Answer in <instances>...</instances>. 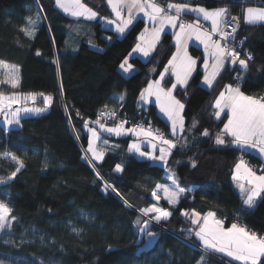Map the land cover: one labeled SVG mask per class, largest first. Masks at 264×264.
Listing matches in <instances>:
<instances>
[{
	"label": "trees",
	"instance_id": "trees-1",
	"mask_svg": "<svg viewBox=\"0 0 264 264\" xmlns=\"http://www.w3.org/2000/svg\"><path fill=\"white\" fill-rule=\"evenodd\" d=\"M82 2L102 18L111 16L104 0ZM157 2L164 7L171 2L226 8L227 19L233 15L239 19L238 38L244 39L242 49L253 58L246 72L238 63L229 62L206 89L200 85L201 50L189 48L198 60L196 68L187 85L174 92L184 104L185 131L174 137L175 147L164 167L138 161L128 152L125 137L102 136L110 148L98 163L83 157L85 121H96L103 109L121 107V114L128 118L141 111L136 107L138 96L165 68L174 50L171 35L162 36L147 60L130 58L135 71L125 76L119 67L136 45L145 25L142 20L117 38L98 23L83 32L78 28L80 22L63 15L54 0H0V61L19 68V87L0 85V91L6 95L34 93L39 106L42 97L53 98L44 114L20 117L16 128L6 129L0 122V153H14L24 162L9 180L17 165L10 157H0V177L5 178L0 183V202L11 207L16 217L11 233L38 240L12 249L0 243V257L23 258L31 264H197L201 246L189 231L197 226L182 214L193 210L201 216L213 211L224 227L237 223L264 235V194L248 208L232 179L241 157L261 167L259 172L264 170L262 162L231 144L215 143L227 115L216 120L213 108L226 85L239 83L249 96L264 93V23L245 24L242 20L246 8H264V0ZM29 17L36 20L31 37L20 30ZM194 18L182 14L190 22ZM238 75L242 77L239 81ZM171 82L167 76L162 86L169 87ZM118 95L123 99L118 100ZM147 113L154 126L172 138L152 106ZM205 129L207 137L202 135ZM117 164L122 171L115 170ZM172 173L177 185L186 190L175 205L163 199V192L158 193L159 201L152 196L157 184L173 186L168 178ZM152 205L171 215L159 223L153 218L155 213L142 215L140 210ZM212 255H205V264H233Z\"/></svg>",
	"mask_w": 264,
	"mask_h": 264
},
{
	"label": "snow or ice",
	"instance_id": "snow-or-ice-1",
	"mask_svg": "<svg viewBox=\"0 0 264 264\" xmlns=\"http://www.w3.org/2000/svg\"><path fill=\"white\" fill-rule=\"evenodd\" d=\"M108 5L111 8L115 19L107 20L108 24H115L116 31L124 33L125 30L132 24L134 19V11L136 13H143L144 17L148 21L152 22L154 27L149 33V30L145 28L144 32L140 34L139 39L143 43H138L133 51H138L144 56H148L151 51L154 50L156 43L160 38V32L163 31L165 26H171L173 29L179 27V32L176 35L177 52L169 60L168 65L164 71L160 73V79L151 81L148 87L141 93V99L147 100L148 97L155 96L156 102L160 108V111L167 116L171 121L172 135L175 136L178 133L182 134L184 129V121L181 115L184 104L180 100L176 99L173 95V91L177 88V85L184 87L188 83V79L192 72L195 70L196 60L187 55L186 44L187 40L192 39L193 36L201 44L204 45V79L203 83L209 88L213 86V82L219 75L220 70L224 67L226 61H230L233 65L239 64L240 68L245 72L248 70V61L253 58L249 54L246 58L242 59L241 54L234 48L228 47L227 43H221V41H227L229 33L225 31L228 26V12L226 8H216L209 11L203 7H190L186 3H168L166 7L161 6L157 0H107ZM56 6L63 12L73 17H84L85 19H94L97 13L91 8L87 7L82 0H55ZM125 9L126 17H125ZM174 10V14L172 11ZM185 12L196 13L199 16H203L204 20L211 21V31H202L199 23H185L182 19V14ZM38 18V17H37ZM233 22H237V17H231ZM246 23L254 24L257 22H264V8L249 7L246 9V15L244 17ZM36 20L31 17L27 20V26L22 27L20 30L25 35L31 37L34 35L33 25ZM236 29L233 28L232 32L235 33ZM146 34H148L146 38ZM213 35H218L219 39H213ZM39 55V53H37ZM209 59L212 63L209 65ZM120 68L124 73H129L133 65L128 63L125 59ZM169 68L172 69L171 75L175 77V83H172L170 87L162 86L164 76L168 73ZM0 74L3 78L0 79V85H8L11 89L19 87V68L15 65H8L3 61H0ZM241 76H237V80H241ZM44 96L43 93H40ZM51 96H44V107H18L13 108V105L24 102L32 101L33 104L36 101V94L28 93L21 95L13 92L10 95H6L3 91H0V113L7 111L10 114L11 119L5 116V124H19V114L35 113L40 114L47 110L52 103ZM123 99V96L120 97ZM213 108L216 109L214 115L217 119L220 118L221 113L227 110V122L224 124L223 129L217 133L215 137V143L217 145H225L226 143L234 145L239 149H251L255 150L261 156H264V96H249L245 95L240 90V84L237 83L235 87L232 85H226L225 90L221 91L216 98ZM105 114L100 113V117ZM111 117L115 116V113L110 114ZM88 121H85V128L91 133L89 139L88 148L86 150L84 159H89L87 153L92 154V160H102L103 151H98L95 147V141L98 139V133L95 129L88 128ZM94 123L98 124L101 129L115 133L116 135L126 134L131 132L137 136H144L149 138V143L158 141L161 145H167L168 149L164 147L160 148L159 157L152 155L151 153H144L140 151L138 144L130 145V150L139 152L141 156L148 155L149 159H159L164 165L167 164V156L170 154V149L175 147V143L172 140L165 139L164 135L159 130H153L151 127L144 128L142 125H138L131 129H125L124 124L127 121H121L114 127H105L100 123V118ZM196 127L194 122L192 128ZM191 129H189L190 131ZM203 136H209V132L205 129L202 133ZM225 137H230V141ZM152 147L155 149L156 144L152 143ZM0 157H10L17 165L15 170L7 177V179H13L16 174L24 167V162L14 153L4 152L0 153ZM195 167V164H193ZM117 172L122 171L121 165L117 164ZM172 180V187L165 184H157L152 191V196L159 201V192H163V199L170 205H175L179 201V197L186 191L177 185L175 179V173H172L169 177ZM233 181L237 182V187L240 190L243 204L248 208L254 206L256 198L261 197L264 194V174H257L256 171L250 167L247 162L241 157L234 166ZM243 181V183H241ZM5 178L0 177V183H4ZM110 187V185H105ZM115 191V189H113ZM119 194V193H117ZM127 203V202H125ZM142 215L148 216L155 213L154 219L157 223L161 220H167L171 215V212L160 208L158 205H152L151 207L140 210ZM13 209L7 204L0 202V231L6 227L10 228L12 221L16 219L12 215ZM185 217L191 220V224L197 226L195 230L189 231L200 242L202 248V255L197 264H205L206 254H222L225 257L230 258L231 261L238 262V264H264V235H258L254 231H250L245 226H240L237 223H233L230 228H225L223 221L215 218L213 211H208L206 215L201 216L198 212L193 210L191 213L185 211L182 213ZM202 221V222H201ZM137 224L140 223L138 219ZM143 231V229H142ZM151 235V233H149ZM190 238V237H189ZM2 264V262H0Z\"/></svg>",
	"mask_w": 264,
	"mask_h": 264
},
{
	"label": "crops",
	"instance_id": "crops-1",
	"mask_svg": "<svg viewBox=\"0 0 264 264\" xmlns=\"http://www.w3.org/2000/svg\"><path fill=\"white\" fill-rule=\"evenodd\" d=\"M89 1H90L91 3H95V2H96V0H89ZM54 2H55V0H54ZM104 3H105V5H106L108 11L110 12L111 16L108 17V18H102V17L99 16V14H97V16H96L94 19H91V20H89V19H85L84 17H79V18H77V17H73V16L68 15L67 13L63 12L61 9H59V8L56 6V4H55V6H56V8H57V9H58L63 15L67 16L68 18H70V19H72V20H75V21H77V22H80V25L78 26V28L80 27V29H81L83 32H85V31H89V28L91 27V25H93L94 23H98V24L101 26V28H103L104 30H106V31H108V32H111V33H112L115 37H117V38L122 37V36H123L128 30H129V28L131 27V25H132L134 22H136L137 20H142V21L144 22L145 25H144V28L141 30V32H140V33L138 34V36H137V42H136V45H137L138 43H143V42L139 39L140 34H141L142 32H144L145 28H147V29L149 30V33H150V32L152 31V28L154 27V25L152 24V22L148 21L147 18L144 17L143 13H136V12L134 11V13H133V15H134V19H133V21H132V24L129 25V27L125 30L124 33H119V32L116 31V25H115V24H108V23H107V20H109V19H113V20H114V19H115V16H114V14L112 13L111 8H110V6H109L108 3H107V0H104ZM85 5H86V4H85ZM86 6H87V5H86ZM189 6H190V7H193V8H196V7H203V6H200V5H194V6L189 5ZM87 7H89V6H87ZM89 8H90V7H89ZM203 8H204V7H203ZM253 8H260V7H253ZM214 9H216V8H214ZM246 9H247V8H246ZM246 9H245L244 12H243L242 20H243V23H245V24H249V23H246L245 20H244V17H245V15H246ZM92 10H93V9H92ZM208 10L211 11V10H213V9H208ZM93 11H94V10H93ZM126 12H127V10L125 9V13H124V14H125V17H126ZM185 13H186V14L193 15V17H195L193 21L198 20L200 23H203V24L205 25V28H206L209 32L211 31V27H212V25H211V21L204 20L203 16H199V15L196 14V13H192V12H185ZM185 13H184V14H185ZM172 14H174V10L172 11ZM258 23H264V22H257V23H254V24H258ZM202 31H203V30H202ZM177 32H179V27L173 29L171 26H165V28L163 29V31L160 32V38H159L158 42H157L156 45H155V47L158 45L159 41L161 40V38H162V36H163L164 34L168 33V34L171 35V43H172V45H173V47H174V50H173L171 56L169 57L166 66L168 65V62H169V60L172 58V56H173L174 54H176V52H177L176 35H175V33H177ZM147 36H148V34H146V38H147ZM136 45H135V47H136ZM191 46L197 47V48H199V49L201 50V53H202V63H201V67H200V68H201V70H202V77H201V80H200V85H201L203 88L209 89V87H208L206 84L203 83V79H204V67H203V63H204V55H205V53H204V45L201 44L198 40H196L194 36H193L192 39L187 40V44H186L187 55L190 56L192 59L196 60V65H197V61H198V60H197L196 58H194V57L189 53V48H190ZM135 47H134V48H135ZM151 53H152V51L150 52V54H151ZM150 54H149L148 56H144L142 53H140V52H138V51H132L131 54H130V56L127 58V60H128V63H129V59H130V58H139V59H141L142 61H145V60H147V59L149 58ZM211 63H212V61H211V59H209V65H211ZM228 63H229V61H226L225 65H227ZM196 65H195V68H196ZM225 65H224V66H225ZM166 66H165V67H166ZM164 69H165V68H164ZM164 69H163L161 72H163ZM222 69H223V68H222ZM222 69H221V70H222ZM119 70H120V72H121L123 75L127 76V75L132 74V73L135 71V68H132V70H131L128 74L124 73L123 70H122L120 67H119ZM221 70H220V71H221ZM149 71H150L151 74H154V73H155V69H154V68L149 69ZM161 72H160V73H161ZM171 72H172V69L169 68V71H168V73L165 74L164 79H165L167 76H170L171 79H172V82H171V84H172V83H175V77L171 75ZM193 72H194V71H193ZM193 72H192V74H193ZM219 73H220V72H219ZM192 74H191V76H192ZM191 76L189 77V79L191 78ZM216 78H217V77H216ZM159 79H160V74H159L156 78H152V79H150L149 82H151V81H155V80H159ZM189 79H188V81H189ZM149 82L146 84V86H145V87L143 88V90L140 92V94H139V96H138V99H137L136 107H137L139 110H141V111L148 112L149 109H150V107L152 106V107L154 108V110H155V113H156L157 117H158L160 120H162V122L165 123V124L168 126V135L171 136L173 139H172V138H169V137H167V136H164V138H165V139H169V140L174 141V140H175L174 137H176L177 135H180V134L178 133V134L175 135V136L172 135V125H171V121L168 120L167 116H165V114L162 113V112L160 111V108H159V106H158V104H157V102H156V98H155V96L148 97L146 101L141 99V93L144 92V90L148 87ZM162 82H163V81H162ZM162 82H161V83H162ZM170 86H171V85H170ZM170 86H169V87H170ZM233 87H235V86H233ZM177 88H183V87L177 85ZM177 88H176V89H177ZM176 89H175V90H176ZM175 90L173 91V95H174ZM224 90H225V89H224ZM224 90H223V91H224ZM121 96H122V95H118L116 98H117L118 100H121V99H120ZM218 96H219V95H218ZM215 111H216V109H215ZM226 113H227V110H225L224 113H221L220 118H221L223 115H225ZM181 115H182V117H183V111H182ZM214 118H215L216 120H219V119H220V118L217 119L215 115H214ZM226 122H227V117H226V119H225V121H224V124H225ZM224 124H223V126H224ZM223 126H222V129H223ZM126 128H128V127H126ZM102 136L112 137V138H122V137H125V138H128V144H129V145H130L131 143H132V144H134V143H135V144H138V145L140 146V151H141V152H144V153H151L152 155L157 156V157H159V155H160V148L162 147V145H161L158 141H157V142H155V141L152 142V143H155V144H156V147H155V149H154V148L152 147V143H149V142H148V141H149V138L144 137V136H137V135L132 134L131 132H128V133H126V136H112V135H109V134L101 133V134H100V137H99V141H98V147H97V150H98V151H103V156L108 152V150H109V148H110V143H109V141H107V140H106L105 138H103ZM226 138H228L229 141H230V139H231L230 137H226ZM128 144H127V150H128V152L131 153V154H132V155H133L138 161L149 162V163H151V164H155V165L162 166V167L165 166V165L163 164V162H162V161H159L158 159H156V160H152V159H149V158H148V155L141 156V155L139 154V152H136L135 150H130V149H128ZM232 146H234V145H232ZM234 147H235V146H234ZM173 148H174V147H173ZM173 148L170 150V153H171V151L173 150ZM236 148H237V147H236ZM238 149H239V148H238ZM241 150H243V151H245V152H248V153H251V154L255 155L256 157H258V158L260 159V161L262 162V166L264 167V156H261V155H260L259 153H257L255 150H251V149H241ZM169 156H170V154L167 156V160H168ZM89 157H90V159H92V154H91V153H89ZM243 159H244V158H243ZM244 160H245V159H244ZM93 161L98 163V162H100L101 160H99V161H97V160H93ZM256 171H257V170H256ZM257 173H258V174H264V170H263L262 172L257 171ZM168 174H170V173H168ZM205 215H206V214H205ZM215 218H216V217H215ZM216 219H217V218H216ZM217 220H218V219H217ZM201 222H202V221H201ZM230 227H231V226H229V227H225V228L227 229V228H230ZM196 239H197V238H196ZM197 241H198V239H197ZM198 243H199V245H200V242H199V241H198ZM200 246H201V245H200ZM199 249H200V248H199ZM200 250L202 251V248H201ZM208 255H212V254H208ZM213 255H215V254H213ZM213 255H212V256H213ZM216 255H219V257H221V259H224V260H226V261H228V262H230V263L238 264V262L231 261L230 258L225 257V256H223L222 254H218V253H217Z\"/></svg>",
	"mask_w": 264,
	"mask_h": 264
},
{
	"label": "rangeland",
	"instance_id": "rangeland-1",
	"mask_svg": "<svg viewBox=\"0 0 264 264\" xmlns=\"http://www.w3.org/2000/svg\"><path fill=\"white\" fill-rule=\"evenodd\" d=\"M199 23L198 20H195V21H191V23L195 24V23ZM130 56V55H129ZM230 62V61H229ZM0 72H2V70H0ZM128 74V73H126ZM128 76V75H127ZM3 76L2 74H0V79H2ZM42 99V102H43V99L44 97L41 98ZM177 99V98H176ZM44 107V103L43 105L39 106L38 105V100L36 98V101L35 103L33 104L32 101H27V102H24L23 100L21 101L20 104H17V105H13V108H18V107ZM48 109V108H47ZM47 111V110H46ZM46 111H44L43 113H40V114H35V113H24V112H21L19 114V118L20 117H24V116H39V115H42L44 114ZM8 116L9 119H11V116L10 114L7 113V111H5V113H0V122L1 124L6 128V129H11V128H16L19 126V124H5V116ZM101 124H104L102 121L100 122ZM105 127H114L116 125H106L104 124ZM88 128H92V129H95L98 133V139L95 141V147L97 149L98 147V141H99V137H100V134L101 133H105V134H109V135H112V136H118L116 135L115 133H109L103 129L100 128V126L94 122H92L91 124H88ZM125 129H131L130 127L126 128L124 126ZM85 131L87 133V144L84 148V151L86 153V150L88 148V144H89V139L91 138V133L88 131L87 128H85ZM128 133V132H127ZM119 136H126V134H121ZM157 142V141H155ZM132 145V143L130 144ZM130 145L128 144V149H130ZM162 147H164L165 149H168V146L167 145H162ZM172 149V148H171ZM170 149V150H171ZM89 153L88 152V157H89ZM90 158V157H89ZM159 160V159H158ZM160 161V160H159ZM255 171V170H254ZM257 172V171H256ZM258 174V173H257ZM259 175V174H258ZM14 223V221H12L11 223V226L12 224ZM11 228V227H10ZM10 228H5L4 230L0 231V243L6 247H9L10 249L14 248V247H17L18 244H22V245H32V244H35L38 240L36 237H32L30 239H23L22 237H15L11 231H10ZM147 240H151L152 239H147ZM0 262H2V264H31L29 261L23 259V258H18V257H13V256H3V257H0Z\"/></svg>",
	"mask_w": 264,
	"mask_h": 264
},
{
	"label": "built area",
	"instance_id": "built-area-1",
	"mask_svg": "<svg viewBox=\"0 0 264 264\" xmlns=\"http://www.w3.org/2000/svg\"><path fill=\"white\" fill-rule=\"evenodd\" d=\"M233 16H230L228 18L229 23L225 29V31H227L229 33L228 39H227V41H221V43H227L228 47L234 48L237 52H239L241 54V58L244 59V58H246L247 55H249V53L246 50L242 49V44H243L244 39L238 38L240 22H239V19L237 22H233L231 20V17H233ZM234 17H236V16H234ZM183 21L185 23H191L190 21H188L186 19H183ZM199 26H200L201 30H203V31L207 30V29H205V27L202 24H199ZM233 28L236 29L235 33L232 32ZM213 39H219L218 35H213ZM251 61H248V64ZM259 96H264V93L259 95ZM101 112H103L105 114L103 117H100ZM113 112L115 113V116L111 117L110 114ZM98 117L106 125H117L121 121H127V123L124 124L125 127L133 128V127H136L138 125H142L144 128L151 127L153 130H158L154 126L152 118L150 117V115L144 111H137L133 117L128 118L125 114H121V107L118 110L103 109L98 113ZM159 132L162 133L160 130H159ZM245 161L247 162V164L250 167H252L253 170L260 171L261 167H258L255 163H253L252 161H250L248 159Z\"/></svg>",
	"mask_w": 264,
	"mask_h": 264
},
{
	"label": "water",
	"instance_id": "water-1",
	"mask_svg": "<svg viewBox=\"0 0 264 264\" xmlns=\"http://www.w3.org/2000/svg\"><path fill=\"white\" fill-rule=\"evenodd\" d=\"M195 247V246H194ZM195 248H198V247H195ZM199 249V248H198Z\"/></svg>",
	"mask_w": 264,
	"mask_h": 264
},
{
	"label": "bare ground",
	"instance_id": "bare-ground-1",
	"mask_svg": "<svg viewBox=\"0 0 264 264\" xmlns=\"http://www.w3.org/2000/svg\"><path fill=\"white\" fill-rule=\"evenodd\" d=\"M100 122H101V120H100Z\"/></svg>",
	"mask_w": 264,
	"mask_h": 264
}]
</instances>
